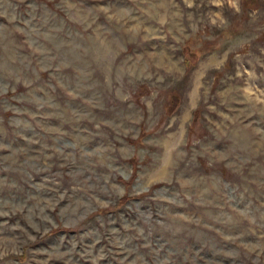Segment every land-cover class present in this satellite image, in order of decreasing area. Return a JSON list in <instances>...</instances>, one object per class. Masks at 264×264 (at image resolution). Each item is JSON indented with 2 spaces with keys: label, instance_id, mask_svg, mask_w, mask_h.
<instances>
[{
  "label": "rangeland",
  "instance_id": "obj_1",
  "mask_svg": "<svg viewBox=\"0 0 264 264\" xmlns=\"http://www.w3.org/2000/svg\"><path fill=\"white\" fill-rule=\"evenodd\" d=\"M0 264H264V0H0Z\"/></svg>",
  "mask_w": 264,
  "mask_h": 264
}]
</instances>
